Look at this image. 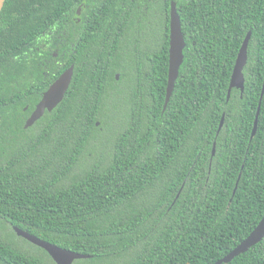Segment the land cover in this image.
<instances>
[{
	"label": "trees",
	"instance_id": "obj_1",
	"mask_svg": "<svg viewBox=\"0 0 264 264\" xmlns=\"http://www.w3.org/2000/svg\"><path fill=\"white\" fill-rule=\"evenodd\" d=\"M172 1H5L0 264H57L15 226L88 255L74 264H214L264 217V95L251 137L264 85V0H174L186 47L164 108ZM75 26L90 30L71 49L70 87L25 128L69 65L64 32ZM249 31L245 91L228 99ZM39 53L54 75L37 69ZM22 66L32 73L23 87ZM223 264H264V239Z\"/></svg>",
	"mask_w": 264,
	"mask_h": 264
},
{
	"label": "water",
	"instance_id": "obj_2",
	"mask_svg": "<svg viewBox=\"0 0 264 264\" xmlns=\"http://www.w3.org/2000/svg\"><path fill=\"white\" fill-rule=\"evenodd\" d=\"M6 0H0V13L4 7ZM252 32L249 31L245 37L243 44L238 53L236 63L231 76L230 86L228 90V99L231 96L233 88L239 89L242 93L245 91V74L244 69L248 63V46L251 39ZM186 47V40L182 30L181 19L177 10L176 1L171 3L170 12V48H169V72H168V86L166 93L165 106L167 107L170 98L173 94L176 81L179 77L180 67L184 62V49ZM74 75V65H71L65 69L59 77H57L49 86V88L43 93L41 100L38 102L35 110L26 120L24 127L28 128L36 121H38L47 111H52L65 97L67 90L70 87ZM120 74H117L116 78L119 79ZM264 95V85L262 89L261 99L256 113L252 136L254 137L258 128V118L261 109V101ZM224 124V115L221 120L220 128ZM99 125V122H97ZM215 153V147L213 148ZM15 232L18 236H21L31 243L43 248L53 258L57 264H74L78 259L87 258L88 255L60 247L51 242L43 240L30 232L15 226ZM264 239V217L258 223V225L251 231V233L242 240L234 249H232L227 255L214 264H223L231 262L235 257L242 253L247 252L250 248L257 245Z\"/></svg>",
	"mask_w": 264,
	"mask_h": 264
},
{
	"label": "flooded vegetation",
	"instance_id": "obj_3",
	"mask_svg": "<svg viewBox=\"0 0 264 264\" xmlns=\"http://www.w3.org/2000/svg\"><path fill=\"white\" fill-rule=\"evenodd\" d=\"M82 7H79L78 10H77V14L76 16L74 17V19H76V22H81L82 21ZM90 30L89 28H86V27H69L65 30V37H64V42L66 43L65 45V50H66V55H68V61L67 63H69V65L67 66L70 67L71 65H74V64H71V49L72 47H74L75 45V42L78 40V39H83L84 37L82 36L86 31ZM40 46H42L43 48H50L49 46H46L45 43H41ZM51 49V48H50ZM29 52V51H28ZM34 53H25L24 54V59L25 61L23 60V58H20V62H23V63H27L26 60L28 61L29 57L31 55H33ZM54 57H57L58 56V53L57 52H53L52 53ZM34 56V55H33ZM38 56H41V59H40V64L38 63L37 64V69H40L42 70V73L43 75L45 74H55V71H54V67L53 66H47L50 64V61L45 58V53H39ZM28 57V58H27ZM27 58V59H26ZM18 62V61H17ZM47 67V69H46ZM65 68V69H67ZM63 72V71H62ZM61 72V73H62ZM61 73L59 75H61ZM32 73L30 72V69L26 68L25 66H22V68L20 69V75H19V86H22L23 84V79L25 78H28ZM59 75L57 77H59ZM34 77V76H33ZM54 81V80H53ZM51 84L48 85V87L46 89H44L42 92H41V98H42V95L43 93L49 88ZM23 87V86H22ZM40 98V100H41ZM39 100V101H40ZM38 101V102H39ZM38 102L35 104V107L34 109L29 113V115L26 117V120L30 117V115L33 113V111L35 110ZM29 107V104H27L25 106V109L27 110ZM47 112V110H46ZM45 112V113H46ZM25 120V122H26Z\"/></svg>",
	"mask_w": 264,
	"mask_h": 264
}]
</instances>
